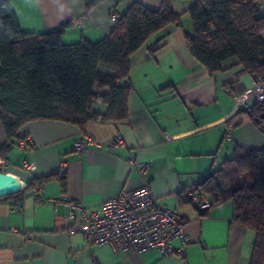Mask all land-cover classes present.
Here are the masks:
<instances>
[{
    "label": "crops",
    "instance_id": "0c3cea01",
    "mask_svg": "<svg viewBox=\"0 0 264 264\" xmlns=\"http://www.w3.org/2000/svg\"><path fill=\"white\" fill-rule=\"evenodd\" d=\"M134 2L158 10L162 0H102L88 13L82 0H9V5L27 33L41 34L68 23L61 41L71 45L93 44L107 37L115 17ZM171 5L182 14L181 25L150 37L131 56L129 78L117 82L132 88L127 119H94L83 126L39 120L18 131L13 163L9 156L14 148L8 160L1 159L5 173L16 177L22 190L31 179L52 178L25 191L18 211L13 209L15 199L0 198V264H182L183 260L186 264H252L255 233L232 223L229 202L201 211L181 199L219 169L236 147L264 146V136L253 120L247 114L238 115V95L249 91L251 76L235 58L209 75L184 44L191 33L187 11L192 2L171 0ZM259 16H264V0H259ZM162 36L163 46L150 54L149 48ZM261 38L264 42V32ZM105 111L102 100H95L91 112ZM27 137L29 145L23 143ZM83 137L100 146H86L83 154L75 151L74 144ZM117 137L120 144L115 143ZM5 142L0 123V146ZM23 161L34 163L36 170L22 171ZM134 161L148 164L143 176L133 169ZM144 185L159 204L181 216L185 241L173 242L176 249L182 248L181 257L166 259L156 249L118 254L108 245H95L70 231L65 201H78L93 212L123 191ZM37 191L40 202L33 197Z\"/></svg>",
    "mask_w": 264,
    "mask_h": 264
},
{
    "label": "trees",
    "instance_id": "16d2710c",
    "mask_svg": "<svg viewBox=\"0 0 264 264\" xmlns=\"http://www.w3.org/2000/svg\"><path fill=\"white\" fill-rule=\"evenodd\" d=\"M82 1L86 13L102 2ZM184 1L192 2L187 11L191 33L186 34L184 43L189 55L211 76L222 70L225 61L235 58L243 72L258 75L264 82V16H259V0ZM181 18L171 0H162L158 10L134 2L123 15L115 17L112 32L99 42L65 45L61 37L68 23L41 34L24 32L9 0H0V123L6 136L0 159L8 160L20 141L18 131L30 122L54 120L83 126L94 119H127L132 88L117 82L129 78L131 56L153 35L180 26ZM163 39L149 48L150 54L163 46ZM96 88L105 91L99 93ZM97 99L106 106L104 114L91 112ZM243 113L264 136V119L255 122L264 113V102L238 115ZM51 178L31 179L24 190L5 198L18 203L25 191ZM192 191L198 201L208 199L210 208L231 204L232 223L255 233L252 264H264V146L236 147L231 157ZM181 199L196 205L186 194Z\"/></svg>",
    "mask_w": 264,
    "mask_h": 264
},
{
    "label": "built area",
    "instance_id": "2783aa9c",
    "mask_svg": "<svg viewBox=\"0 0 264 264\" xmlns=\"http://www.w3.org/2000/svg\"><path fill=\"white\" fill-rule=\"evenodd\" d=\"M240 109L249 113L253 105H262L264 102V82L258 75L251 76L249 91L238 95ZM264 129V121L262 123ZM31 144L27 137L23 142ZM120 144V137L115 139ZM86 146H96L93 140L83 137L74 144V150L86 152ZM132 167L138 175L143 176L148 164L141 161L132 162ZM5 163L0 159V172H4ZM19 168L27 173L36 170V165L23 161ZM201 211L210 208L208 199L197 200L192 190L186 192ZM34 200L42 201L39 192H35ZM68 219L72 223L71 232L80 234L86 241L95 245H108L118 254L142 253L149 249H156L166 259L181 257L183 250L176 249L173 242L176 239L185 241L183 230L184 222L174 210L161 205L154 198L151 189L144 185L133 191H123L117 197L102 203L101 207L93 212L80 203H68ZM13 209L18 211L20 203H15ZM96 264V263H94ZM182 264H186L184 260Z\"/></svg>",
    "mask_w": 264,
    "mask_h": 264
},
{
    "label": "water",
    "instance_id": "95a60500",
    "mask_svg": "<svg viewBox=\"0 0 264 264\" xmlns=\"http://www.w3.org/2000/svg\"><path fill=\"white\" fill-rule=\"evenodd\" d=\"M264 119V113L261 114L256 120L259 123ZM22 190L21 182L10 173L0 172V198L9 195H14Z\"/></svg>",
    "mask_w": 264,
    "mask_h": 264
},
{
    "label": "rangeland",
    "instance_id": "374dc122",
    "mask_svg": "<svg viewBox=\"0 0 264 264\" xmlns=\"http://www.w3.org/2000/svg\"><path fill=\"white\" fill-rule=\"evenodd\" d=\"M16 153H18V150H17L16 147H14L13 152H12L11 155L9 156V160H10L11 163H13V162H12V157L14 158ZM5 171H6V168H4V172H5ZM250 180H251V176L248 175V176L246 177V181L249 182Z\"/></svg>",
    "mask_w": 264,
    "mask_h": 264
}]
</instances>
